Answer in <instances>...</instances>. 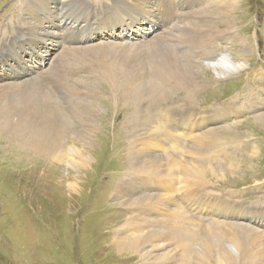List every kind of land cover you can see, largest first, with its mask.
Masks as SVG:
<instances>
[{"label": "bare ground", "instance_id": "obj_1", "mask_svg": "<svg viewBox=\"0 0 264 264\" xmlns=\"http://www.w3.org/2000/svg\"><path fill=\"white\" fill-rule=\"evenodd\" d=\"M238 2L239 0H179L178 2L169 1L166 4L167 0H160L161 5H165V7L161 8L159 6L155 8L152 14H148L146 7L150 5V0H102L101 7L96 5L95 10L92 9L93 5L88 3L87 0L22 1L17 8V14L22 15L23 20L25 19L24 24L26 26L24 28L26 30L17 27L14 23L15 32L6 34L2 31L3 27L9 28L10 24L8 22H6L7 24H0V55H5L3 58L0 56V86L10 93L18 91V93L26 94L28 100L27 102L25 100L26 104L23 109L29 117L26 121L31 125L34 134L29 140H26L27 138L22 132L20 118L15 123L13 115L10 114L14 111L15 115L20 114L23 117L25 115L21 113L22 110L19 107L21 112H19V109L17 111L15 104L4 105L2 103L0 106V136L10 135V137H13L12 140L16 138L21 145L25 146H17L18 148L28 152L33 149L38 153V156L56 154V156H61V159H67V155L62 151L66 142V135H70V133L64 128L62 122L64 117L78 113L79 109L75 107L67 108L66 104H69L73 98L80 96L84 91L91 93V89L95 87L88 85L89 89L83 85L85 90L81 89L82 91L76 92L70 86V79L78 75V69L82 66L81 60L78 64H75L71 57L66 56L68 54L72 55L71 53L56 54L58 55L57 58L49 61L50 58L48 59V57H50L52 50L57 51L58 48L64 47L66 42V44H69V42H84L93 43L94 45L116 43L122 46V42L127 38L131 43H135L132 40H145V46L135 50L137 54H131L132 50L128 48H124L123 51L122 46L120 49L111 50L110 52H107L108 50L103 47H99L107 52V59H102L104 53L92 52L91 56H96L95 60L97 57H101L102 63L112 60L115 64L106 78L118 81L120 88L125 85L128 86L140 102L149 100L151 104L159 101L164 102L165 99L171 98L173 93H181L184 87L191 86V84H193V87L191 86L193 92L196 93L200 86L196 83L194 77L199 73L202 66L198 67L199 64L193 65L191 62H185L183 57L179 58V50H186L189 54L188 58L200 61V58L203 59L204 52H202V55L199 52H201L204 45L207 43L208 51L211 49L208 44L213 39L220 37L227 44L230 53L245 52L244 48L246 46L240 41L238 34L232 30L234 28L233 23L228 20H224L222 23L216 22L218 19L216 15H222V11L224 18L225 16H231L238 9ZM186 6H198L199 9L198 12L190 11L185 14L182 22L183 26H179L182 18L181 10ZM140 7L142 10L139 9ZM216 10H219V12H215ZM155 15H157V18L154 20ZM82 18L85 21H82ZM185 20L187 21L185 22ZM171 21L175 26V33L171 35L172 27L165 28V35L167 36L164 39L160 33L164 31L162 28L168 26V23L171 25ZM220 24L224 25L225 28L219 30L218 26ZM55 25L59 30L58 32H55ZM85 27H88L90 32L84 31ZM61 29H64L63 33L60 31ZM149 33L152 34L150 36L158 34L154 40H151ZM43 37H45V41ZM23 38L32 40L34 44L32 51L27 52V49L23 47L21 42ZM97 42H100V44ZM21 53L26 54L27 58H24ZM7 54H9V57L6 56ZM5 57L8 59L4 60ZM214 57L216 56L214 55ZM207 59L215 60V58L209 57ZM11 60L15 62L14 66L10 64ZM92 61L94 60L92 59ZM100 61H98V64ZM117 61L120 65L116 64ZM230 62L233 67L225 69L228 71H223L224 75L232 73V70L238 69V67L242 68V65L236 67L235 62ZM42 64L48 68L43 69ZM124 70H126V74ZM222 70H224V67ZM92 73L94 74V72ZM98 73L101 72L98 71ZM90 78L92 77L90 76ZM193 98V96H190L192 104L183 106L182 111H178L177 100H172L168 104H154L151 109L158 111V114L153 112L150 119L152 117L160 119L163 129L160 128L162 125L156 126L152 121L153 123L148 126L150 132L145 133L141 128V132L139 131L141 134H135L138 139L135 142L133 140L129 141L128 148L129 153L131 151L133 156L131 157L132 161L135 162L134 168L133 171H129L127 170L128 166H126L125 170L120 173L122 177L118 178L119 181H116L111 197L117 193L118 187L125 177L129 181L122 182L121 190L117 194L118 197L130 207L142 204L144 201L150 202L147 203V206L142 207V212L135 213V216L128 219L127 217L131 214L130 211L123 207L126 212H122L117 207L122 212L120 216L124 217L126 214L128 216L125 223L117 230L114 239L117 250L115 251L121 253L120 255L125 253H128V255L137 254L140 257L141 264H153L152 261H161V264H177L170 262L168 259L169 262L164 261V255L172 261L184 262L185 264H211L212 261H217L220 264L221 260L226 261L228 264H237L238 249L249 252L250 249L256 248L255 244L260 243L261 262L264 256V229H262V232L254 229L257 226L261 228L264 226V203L257 201L256 204L251 205L248 203L249 201H241L235 193H230L229 195H234V198H230L225 192H215L213 190V186L216 184L214 181L216 170H220V168L221 170H230L226 164H223V167H217L218 164H221L218 159L229 156L225 155L227 152L224 153L229 146L226 143L227 146L224 145L220 149L222 157L219 158L218 155L214 162V158L209 154L214 144L222 143L225 139H229L233 145H238L236 137L226 136L232 135V126L235 123H229L233 120L235 111L233 108H229L218 110V113L212 114H208L202 109L196 112L195 107L192 106ZM230 104H232V101L227 106L231 107ZM217 106L222 107V104ZM9 107H11V110ZM259 111L263 114H258L256 121L264 125V105L259 107ZM138 113L139 109L137 108L135 116H138ZM201 120H207L212 126L218 124L217 130L213 134L210 133L208 129L203 128L200 123ZM236 123H239V121ZM88 126H91L90 129L88 128V132H78L74 144L76 142L86 144L94 125L90 123ZM40 130L43 131V136H47L45 140L48 142L47 145L43 144L44 140L39 145L40 138L36 132ZM184 139H187V142H196V144L200 142L201 144L198 146L200 152L198 151V153L205 158L191 156L195 151L190 149L188 144L183 145ZM26 145L32 149H29ZM215 147L217 148V145ZM152 150H156L162 156L164 164L169 168L171 174L167 172L166 168L163 169L162 174H158L156 155L154 157ZM180 151L185 156L184 160L181 158L182 156L179 157ZM215 152L218 153V149ZM187 155L191 157H187ZM231 156H229L230 159H232ZM89 162L90 155H84L83 149H74L73 158L70 160L71 165L81 168ZM214 163L215 166H213ZM211 167H213L214 172L209 174L207 171ZM197 169H204L205 171ZM190 170L195 175H201L200 179L209 181V187L206 191L201 187L196 190L199 198L209 202L214 212L217 210L215 208L222 203V197L227 196L231 206L223 216L219 214L221 217L215 218L211 213L212 209L200 207L198 210L191 205V203H195L199 206L198 201L189 196L192 190L191 193L187 194ZM76 188L77 186H72L73 190ZM144 189L147 190L149 197L153 199L144 197ZM183 195H185L184 199L189 197L191 201H181ZM218 197L221 198L216 200ZM232 199L235 200L231 201ZM239 202H244L245 205ZM150 213L157 216L149 217ZM175 219L178 222V229L172 228V225L170 226L168 223ZM171 223H174V221ZM170 240L176 241L180 245L179 247L183 249H176L172 246ZM194 253L198 254L192 256ZM260 264H264V260Z\"/></svg>", "mask_w": 264, "mask_h": 264}, {"label": "rangeland", "instance_id": "obj_2", "mask_svg": "<svg viewBox=\"0 0 264 264\" xmlns=\"http://www.w3.org/2000/svg\"><path fill=\"white\" fill-rule=\"evenodd\" d=\"M22 1L24 0H0V24L6 22L10 24L9 28L3 27L2 31L6 34L8 32L14 33L15 25L26 30L24 28L26 26L24 24L25 19L23 20V16L17 14V8ZM87 1L93 5L92 9L94 10L95 7L97 8L96 5L101 7L102 0ZM169 1L178 2L179 0H167L166 4ZM150 5L146 7L148 14H152L155 8L159 6L161 8L165 7V5H161L160 0H150ZM237 6L238 9L231 16H225L224 18L223 11L222 15L217 14L216 18L218 19L216 22L231 21L234 25L232 30L238 34L240 41L246 46L244 48L246 51L230 53L227 44L220 37L213 39L208 44L209 48H211L208 51L207 43L204 45L201 52H199L201 55L204 52L202 55L203 59L200 58V61L188 58V52L180 49L179 58L183 57L185 62H191L193 65L199 64L198 67L202 66L199 73L194 77L200 88L195 93L192 88L193 84H191L192 87H184L181 93H173L171 98L165 99L164 102L159 101L152 104L150 100L140 102L132 94L128 86L125 85L120 88L118 81L106 78L115 64L112 60L102 63L101 57H97L98 59L96 58L95 60L96 56H91L92 52L104 53L102 54V59H107V52L120 49L122 46V50L128 48L132 50L131 54H137L135 50L143 48L144 44H146L145 40H132L135 43H131L127 38L122 42V46L116 43L94 45L93 43L84 42H69V44H66V42L61 49L52 50V56L48 57V59L50 58L49 61L54 60L58 55H62L63 52H65L63 54L71 53L72 55L68 54L66 56L71 57L75 64H78L81 60L83 67L80 66L78 75L69 81L70 86L76 92L83 90V85L89 89V86L92 85L95 88L91 89V93L84 91L80 96L73 98L69 104H66L67 108L75 107L79 109L78 113L64 117L62 122L64 128L70 133V135H66V142L62 151L67 155V159H61V156H56V154L43 155L44 157L38 156V153L28 145L26 147L32 149L30 152L18 148L17 146H25L21 145L16 138L12 140L13 137H10V135L0 136V264H141L140 257L137 254L128 255V253H125L120 255L121 253L116 252L114 239L116 238L117 230L120 229L125 221L129 217L135 216V213L142 212V207L147 206L150 201H144L142 204L132 207L126 205L117 195L121 190L122 182L129 181L125 177L121 181L117 193L112 197L111 195L116 181L122 177L120 173L125 170L126 166H128L127 170L133 171L135 162L132 161L131 151L129 153V141L133 140L135 142L138 139L135 134H141V128L145 133L150 132L148 126L153 122L156 126L162 125L160 128L163 129L160 119H156V117H152V120L150 119L153 112L158 114V111L151 109L154 104H168L172 100H177L178 111H182L183 106L192 104L190 96H193L192 106L195 107L196 112L202 109L206 113L212 114L218 113V110L233 108L235 116L229 124H235L232 126V135L226 136L236 137L238 145H233L229 139H225L222 143L212 146L209 155L214 158L213 162L218 155L219 158L222 157L220 149L224 145L229 146L224 151V153L227 152L225 155H232L231 158L233 159H230L229 156L218 159L221 164H218L217 167H223V164H226L230 170H221V168L216 170L214 179L216 184L213 186V190L215 192H225L228 195L235 193L240 197L241 201H249L248 203L251 205L256 204L257 201L264 203V125L256 121L258 114H263V112L259 111V107L264 105V0H239ZM139 9L142 10L141 7ZM198 9V6H186L182 9V18L179 22L180 25H178L183 26L182 22L185 14L190 11L198 12ZM215 12H219V10ZM84 18H82V21H85L83 20ZM155 18H157V15H155L154 20ZM170 24L168 23V26H165L162 30L172 27L171 35H174L175 26H173L172 21ZM224 28V25L220 24L218 26L219 30ZM58 31L55 25V32ZM60 31L64 32V29ZM84 31L90 32L88 27H85ZM194 33L196 34V32ZM157 34L150 36L152 34L149 33L150 39L154 40ZM160 34L164 39L167 36L165 35V30ZM44 39L45 37H43ZM97 43L100 44V42ZM25 44H29L34 48L30 38L23 41L22 45L26 47L27 51H32ZM99 47H103L108 51L104 52L103 48ZM21 54L23 55V53ZM4 56L2 55L1 58ZM207 57L215 58V60H208ZM24 58L27 57L24 56ZM96 61L97 63H95ZM98 61L101 63L99 62L98 64ZM230 61L235 62L236 67L242 65V68L238 67V69L232 70V73L224 75L222 72L228 71L225 69L233 67ZM116 64L120 65L119 61ZM223 67L224 70L221 71ZM42 68H45L44 64H42ZM98 71L101 73L99 74ZM89 72L90 74L94 72V74L92 73V75L89 74L88 76ZM124 73L126 74V70H124ZM90 76L92 78L89 79ZM25 100L26 102L28 100L26 94L18 93V91L10 93L0 86V106L2 103L4 105L15 104L17 111L20 107L22 112L20 109L19 112L25 116L15 115L14 111L10 114L13 115L15 123L20 118L23 135L25 134L26 140H29L33 136L34 130L26 121L29 117L23 109L26 104ZM231 101V107H228L227 104L229 105ZM219 104H222V107L217 106ZM137 108L139 113L138 116H135ZM9 109L11 110V107ZM158 121L160 122L159 124L157 123ZM238 121L239 123H236ZM90 123L94 126L86 144L83 145L80 142V144L78 142L74 144L78 132H88V128L90 129L91 127L88 126ZM200 123L204 129H208L212 134L218 127V124L215 126L210 125L207 120H201ZM143 131L142 134L144 133ZM36 134L40 138L39 145L42 140H44V145L48 144L45 141L47 136H43L42 130L37 131ZM186 140L184 139L185 142L182 144H188L189 148L195 151L191 156L195 155L197 158L204 159L205 157L198 153V146L201 143L197 142V145L196 142H187ZM215 145H217V148ZM74 149H83L84 155H90L89 164L86 163L87 165L81 166V168L71 165L70 160L73 158ZM217 149L218 153L215 152ZM152 152L154 157L156 155L158 174H162L165 168L170 173L169 168L164 164L162 156L156 150H152ZM189 156L187 155V157ZM179 157L184 160L185 156L182 151H180ZM213 166H215V163ZM207 172L212 174L214 172L213 167ZM200 177L201 175H195L190 170L187 194L191 193L190 191L192 190L189 196L198 201L199 206L191 203L194 208L200 209V207H203L205 209L207 207L211 210V204L199 198L197 194L196 189L201 187V189L206 191L209 187V181H204ZM211 182L213 181L211 180ZM72 186H77V188L73 190ZM184 196L180 199L181 201H191L189 197L184 199ZM144 197L153 199L149 197L146 189H144ZM229 197L234 198V195H229ZM220 198L218 197L216 200ZM234 200L232 199L231 201ZM221 201L222 203L215 208V210L217 209L216 212L213 209V212L211 211L215 218L223 216L231 206L227 196H223ZM201 202L203 205L200 204ZM239 203L245 205L244 202ZM117 207L122 212L129 210L131 214L129 216L126 214L122 217L120 216L122 212ZM152 216L157 215L150 213L149 217ZM173 221L174 223H171ZM173 221L168 223L170 226L172 225V228L178 229L177 220ZM247 223L249 224V222ZM262 229H264V226L262 228L257 226L254 230L262 232ZM170 242L176 249H183L179 247L180 245L176 241L170 240ZM259 244H255L256 248L250 249L249 252L238 249L237 264L245 262L247 264L248 261H250L248 264H253L254 262V264H260L264 260V256L260 262L261 247ZM197 254L194 253L192 256ZM163 258L167 262L170 260V262L177 264L184 263L172 261L165 255ZM152 263L161 264V261H152ZM211 264L219 263L212 261ZM220 264L228 263L221 260Z\"/></svg>", "mask_w": 264, "mask_h": 264}]
</instances>
